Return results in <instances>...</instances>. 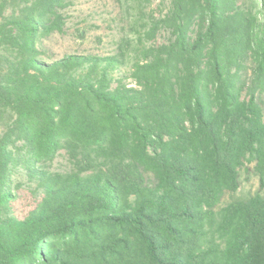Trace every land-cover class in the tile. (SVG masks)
<instances>
[{
  "label": "trees",
  "instance_id": "16d2710c",
  "mask_svg": "<svg viewBox=\"0 0 264 264\" xmlns=\"http://www.w3.org/2000/svg\"><path fill=\"white\" fill-rule=\"evenodd\" d=\"M135 11L131 78L117 55L40 58L72 0H0V264H264V196L233 200L242 169L264 183V0H118ZM250 67L251 85L240 72ZM66 149L43 197L9 214L17 166ZM264 185V184H263Z\"/></svg>",
  "mask_w": 264,
  "mask_h": 264
},
{
  "label": "rangeland",
  "instance_id": "374dc122",
  "mask_svg": "<svg viewBox=\"0 0 264 264\" xmlns=\"http://www.w3.org/2000/svg\"><path fill=\"white\" fill-rule=\"evenodd\" d=\"M170 5L171 0H153L144 11L149 17L152 15L158 18L167 13ZM63 14L66 20L64 31L55 32L37 42L40 58L45 62H52L72 53L101 57L117 55V59L123 62L112 65L110 76L113 86L119 81L130 86L136 85L131 73L138 56V46L161 45L172 38L171 32L163 29L155 39L140 43L139 34L133 27L135 11H128L127 6L118 0H72V4L63 10ZM260 15L264 21V10ZM250 67L240 72L241 79L247 80L244 96L251 85ZM247 167L249 169H242L238 190L226 194L220 207L233 200L247 199L256 194L264 196V183L254 171V163H248ZM33 168L31 172L23 165L17 166L10 176V190L14 196L10 203V215L23 218L42 199L43 191L39 186L42 172L67 173L74 169V164L68 151L60 149L52 160L36 162Z\"/></svg>",
  "mask_w": 264,
  "mask_h": 264
}]
</instances>
